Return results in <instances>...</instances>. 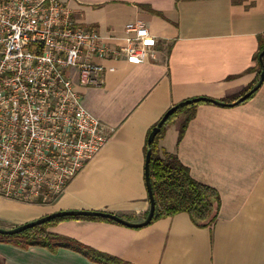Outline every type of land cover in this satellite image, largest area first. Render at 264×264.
Returning <instances> with one entry per match:
<instances>
[{
	"label": "crops",
	"instance_id": "1",
	"mask_svg": "<svg viewBox=\"0 0 264 264\" xmlns=\"http://www.w3.org/2000/svg\"><path fill=\"white\" fill-rule=\"evenodd\" d=\"M73 19L111 48L125 46L126 25L143 23L157 39L159 62L93 59L103 83L77 87L82 105L109 135L100 153L48 205L0 197V228L60 211L107 212L132 223L149 213L145 182L149 131L173 106L191 99L224 103L257 80L254 57L264 38V0H60ZM179 122L159 143L191 177L219 193L212 229L188 214L141 229L68 220L51 233L126 264H264V83L236 107L200 103L180 142ZM0 264H98L80 252L0 242Z\"/></svg>",
	"mask_w": 264,
	"mask_h": 264
},
{
	"label": "built area",
	"instance_id": "2",
	"mask_svg": "<svg viewBox=\"0 0 264 264\" xmlns=\"http://www.w3.org/2000/svg\"><path fill=\"white\" fill-rule=\"evenodd\" d=\"M125 31V46L111 48L60 0H0L1 198L51 204L104 148L105 126L77 91L103 83L93 59L159 62L143 23Z\"/></svg>",
	"mask_w": 264,
	"mask_h": 264
},
{
	"label": "trees",
	"instance_id": "3",
	"mask_svg": "<svg viewBox=\"0 0 264 264\" xmlns=\"http://www.w3.org/2000/svg\"><path fill=\"white\" fill-rule=\"evenodd\" d=\"M263 50L264 38L259 37V49L254 57L257 80L253 85L249 86L239 95L235 96L231 103L244 96L258 83L261 74L259 56ZM255 94H253L249 99L254 97ZM197 105L198 104H193L190 106L181 107L173 115H171L162 126L161 131L155 137L151 146L148 145L149 136L153 128L157 126L163 117L149 131L147 135L145 150L146 154L148 150H151L149 173L156 204L155 214L151 224L161 219L186 213L189 215L195 225L212 229L218 219L221 209V199L217 190L194 180L190 175L189 169L181 163L176 155L161 151L159 147V143L163 138L165 131L172 123L177 121L180 114H182L183 118L178 125V142L182 140L189 122H191L196 116ZM68 220H94L117 224L111 220L102 218H58L41 226H36L18 235H0V242L11 243L22 248L43 247L52 251H55L58 248H68L82 253L92 262L98 264H126L115 257L91 250L72 239L51 233L49 231L51 227Z\"/></svg>",
	"mask_w": 264,
	"mask_h": 264
},
{
	"label": "water",
	"instance_id": "4",
	"mask_svg": "<svg viewBox=\"0 0 264 264\" xmlns=\"http://www.w3.org/2000/svg\"><path fill=\"white\" fill-rule=\"evenodd\" d=\"M264 50L259 56V63H260V68H261V74L258 83L249 91L247 92L244 96L239 98L233 103H224L218 100H213L210 98H196V99H191L187 100L184 102H181L175 106H173L170 110H168L161 121L157 124L155 128H153L149 139H148V145L151 146L152 142L154 141L155 137L158 135V133L161 131L162 126L164 123L167 121V119L173 115L178 109L184 106H190L193 104H199V103H209V104H214L217 106L221 107H236L244 102H246L253 94L259 91V89L262 87L264 83ZM150 158H151V150H148L146 154V160H145V182H146V188L148 192V198L150 202V209L149 213L146 217V219L143 222L140 223H132L130 221H127L117 215L107 213V212H99V211H88V210H74V211H60L56 212L50 215H47L45 217L39 218L35 221L23 224L21 226L12 228V229H2L0 228V235L2 236H14L21 234L29 229H32L36 226H41L43 224H46L54 219L58 218H65V217H84V218H102V219H108L111 220L117 224H120L122 226L128 227V228H133V229H141L144 227H147L151 224L154 214H155V199L152 191V185L150 181V173H149V163H150Z\"/></svg>",
	"mask_w": 264,
	"mask_h": 264
},
{
	"label": "rangeland",
	"instance_id": "5",
	"mask_svg": "<svg viewBox=\"0 0 264 264\" xmlns=\"http://www.w3.org/2000/svg\"><path fill=\"white\" fill-rule=\"evenodd\" d=\"M182 118H183V116H182V114H180V115L178 116L177 121H178V122L182 121ZM34 221H35V220H34Z\"/></svg>",
	"mask_w": 264,
	"mask_h": 264
}]
</instances>
